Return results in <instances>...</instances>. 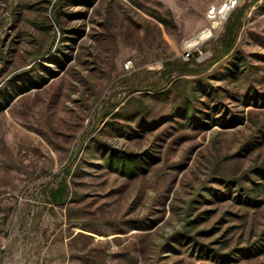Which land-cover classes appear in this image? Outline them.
Instances as JSON below:
<instances>
[{"label":"rangeland","instance_id":"1","mask_svg":"<svg viewBox=\"0 0 264 264\" xmlns=\"http://www.w3.org/2000/svg\"><path fill=\"white\" fill-rule=\"evenodd\" d=\"M62 1L0 0V264H264V0L204 61L224 0Z\"/></svg>","mask_w":264,"mask_h":264},{"label":"trees","instance_id":"2","mask_svg":"<svg viewBox=\"0 0 264 264\" xmlns=\"http://www.w3.org/2000/svg\"><path fill=\"white\" fill-rule=\"evenodd\" d=\"M64 1L66 0H63L61 3ZM248 6V4H244L243 6L236 8L226 20L224 24V31L221 35L219 55L214 60H218L232 52L237 42L239 33L243 27L245 12ZM56 19L60 22L61 18L58 15L56 16ZM192 64L195 65L192 66ZM165 65L167 68L164 70V75H167V82L172 79L175 73L180 75H196L202 73L204 70V66L202 64L194 63V60L178 64L176 62H166ZM27 81L29 82H25L24 80L25 83L23 84V89H27V87L31 85L30 80ZM160 88L161 87L156 84V82H153L152 89L154 91H158ZM189 119L194 120L193 117H190ZM105 162L107 167L110 169L129 177L135 175L137 171L142 168V160L137 154L133 153L120 154L116 151H110L105 156ZM66 171L67 174L60 186L50 193L51 199L56 203H61L68 194V184L66 182V178L67 175L70 174V169H67Z\"/></svg>","mask_w":264,"mask_h":264},{"label":"built area","instance_id":"3","mask_svg":"<svg viewBox=\"0 0 264 264\" xmlns=\"http://www.w3.org/2000/svg\"><path fill=\"white\" fill-rule=\"evenodd\" d=\"M241 0H224L218 5H212L208 11V24L195 36L187 40L184 46L186 58L197 55L198 61H204L211 56L210 50H202L201 46L208 42L215 34L224 27L230 14L238 7Z\"/></svg>","mask_w":264,"mask_h":264}]
</instances>
